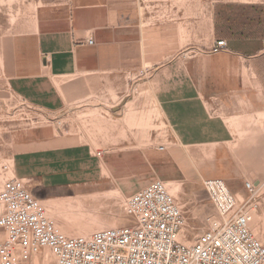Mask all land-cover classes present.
Wrapping results in <instances>:
<instances>
[{
  "label": "crops",
  "instance_id": "0c3cea01",
  "mask_svg": "<svg viewBox=\"0 0 264 264\" xmlns=\"http://www.w3.org/2000/svg\"><path fill=\"white\" fill-rule=\"evenodd\" d=\"M165 1L28 0L13 23L0 15V100L56 115L95 96L125 100L101 107L96 140L28 133L4 158L2 185L25 179L56 202L70 187L134 195L158 179H221L241 201L249 182L264 218V0ZM223 39L228 48L215 52ZM162 125L168 145L157 149Z\"/></svg>",
  "mask_w": 264,
  "mask_h": 264
},
{
  "label": "built area",
  "instance_id": "2783aa9c",
  "mask_svg": "<svg viewBox=\"0 0 264 264\" xmlns=\"http://www.w3.org/2000/svg\"><path fill=\"white\" fill-rule=\"evenodd\" d=\"M88 44L94 45L92 40ZM227 48L223 39L214 51ZM245 186L249 197L240 204L223 180L204 182L217 215L207 218L208 230L188 245L179 240L185 215L162 181L127 199L131 224L68 237L56 230L27 181L10 177L0 188V264H19L22 254L44 250L57 264H264V244L253 227L257 192L251 183Z\"/></svg>",
  "mask_w": 264,
  "mask_h": 264
},
{
  "label": "rangeland",
  "instance_id": "374dc122",
  "mask_svg": "<svg viewBox=\"0 0 264 264\" xmlns=\"http://www.w3.org/2000/svg\"><path fill=\"white\" fill-rule=\"evenodd\" d=\"M156 1L161 3L163 0H153V4H157ZM217 1L220 0H195V5L197 9L212 8ZM27 2L28 0H0V15L4 16L5 21L11 24L24 14ZM179 3L184 7V0H179ZM142 77L136 75L129 79L130 91L128 94L130 98L137 95L136 85ZM103 101L104 99H100V96H95L84 104L56 115L39 111L11 95L0 100V188L3 182L4 158L14 154L17 143L24 140L28 133L43 129L44 133L64 135L71 133L79 135L81 140H85V138L87 141L89 139L96 140L99 133V122L102 119L101 107L105 106L107 113H111V108L114 105L120 107V103L121 106L125 103V100L114 98L111 103L105 101L103 106ZM155 135L156 148L167 147L168 144L164 141L168 133L164 125L160 128L156 127ZM159 181L166 184L183 213L184 207L192 204L190 217L185 216V228L179 236L182 243L189 245L208 230L207 218L217 215L209 201L206 189H204V182L200 179L190 182L187 180L185 183ZM113 182L110 186L114 187L115 183L113 184ZM59 192L61 193L60 199L56 202H44L36 199L44 205L56 230L68 237L89 236L99 230L117 228V226L129 225L133 222L125 210L127 199L133 194L125 195L118 191L117 187L110 188L105 192V186L97 184L64 188ZM245 200H239V203L241 204ZM254 222L256 237L264 244V218L258 216V210L255 211ZM21 257L19 264H57L56 258L50 250L33 255L25 253Z\"/></svg>",
  "mask_w": 264,
  "mask_h": 264
}]
</instances>
